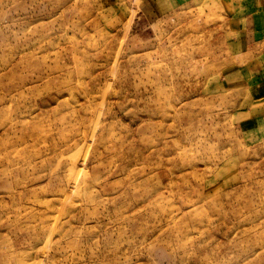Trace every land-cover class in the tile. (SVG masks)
<instances>
[{
    "label": "rangeland",
    "instance_id": "rangeland-1",
    "mask_svg": "<svg viewBox=\"0 0 264 264\" xmlns=\"http://www.w3.org/2000/svg\"><path fill=\"white\" fill-rule=\"evenodd\" d=\"M0 264H264V0H0Z\"/></svg>",
    "mask_w": 264,
    "mask_h": 264
},
{
    "label": "crops",
    "instance_id": "crops-1",
    "mask_svg": "<svg viewBox=\"0 0 264 264\" xmlns=\"http://www.w3.org/2000/svg\"><path fill=\"white\" fill-rule=\"evenodd\" d=\"M258 1V3H259V0H257Z\"/></svg>",
    "mask_w": 264,
    "mask_h": 264
}]
</instances>
